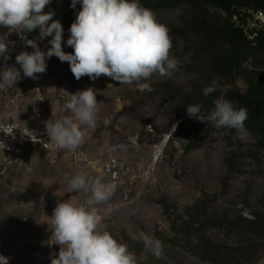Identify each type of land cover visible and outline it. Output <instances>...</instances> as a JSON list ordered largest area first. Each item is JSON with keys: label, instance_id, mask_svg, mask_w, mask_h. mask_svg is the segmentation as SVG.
I'll return each mask as SVG.
<instances>
[{"label": "rangeland", "instance_id": "1", "mask_svg": "<svg viewBox=\"0 0 264 264\" xmlns=\"http://www.w3.org/2000/svg\"><path fill=\"white\" fill-rule=\"evenodd\" d=\"M80 9L79 2L72 8L71 0H51L43 9L62 23L67 53L74 51L66 41ZM155 13L170 29L171 55L179 64L170 76L154 74L147 81L151 91L106 76L76 80L69 64L55 56L47 59L45 73L25 77L16 55L33 50L26 44L29 39H37L46 51L51 37L39 40L37 28L23 33L22 39L0 26V35L7 34L9 41L8 58L0 57V69L15 67L20 72L16 84L0 88L1 103L13 100L4 109L6 119L41 126L71 115L65 102L88 87L100 102L97 125L87 130L75 152L29 145L14 166L1 172L0 164V244L9 264H51L52 255H58L59 245L49 241L54 208L62 200L83 203L90 195L67 188L65 174L78 170L115 184L111 199L97 207L103 227L128 245L137 264H264V241L239 229L243 218L264 211V141L247 127L241 138L236 129H217L211 122L189 118L186 111V100L201 96L208 99L201 109L207 117L227 88L245 90L250 76L264 83V58L248 59L236 75L223 73L220 65L233 41L223 29V13L195 0H175ZM213 80L218 87L205 96L203 90ZM39 97L43 111L38 118L34 108ZM201 133L203 139L190 147L194 135ZM219 220L222 225L213 223ZM141 231L163 242L159 259L134 238ZM205 242L223 248L261 245L240 260L223 251L211 259L201 250Z\"/></svg>", "mask_w": 264, "mask_h": 264}, {"label": "clouds", "instance_id": "2", "mask_svg": "<svg viewBox=\"0 0 264 264\" xmlns=\"http://www.w3.org/2000/svg\"><path fill=\"white\" fill-rule=\"evenodd\" d=\"M51 0H0V26L9 32L30 33L39 28V40H48L51 46L42 50L37 39L26 40L33 50L22 51L15 61L23 75L36 79L47 70V59L55 56L67 62L76 80L87 76L95 80L110 77L120 84H136L141 91H151L147 81L154 74L165 77L178 70V60L171 55L173 47L170 29L158 21L156 13L143 6L140 0H71L81 9L68 29L67 46L72 53L63 50L64 28L59 20H53L54 12L43 9ZM51 21V23H49ZM26 35L21 36L25 38ZM7 34L0 35V57L8 58ZM20 79L15 67L0 69V88L10 87ZM215 80L203 91L204 95L216 91ZM92 87L70 94L64 109L71 115L45 122L50 140L59 149L75 152L84 142L88 129L97 125L100 102ZM214 108L207 117L201 114L202 105L186 108L189 118L211 122L219 128L236 129L240 137L247 135L245 121L248 111L221 96L213 101ZM7 113L0 115V119ZM175 127V126H174ZM0 146L5 147L0 141ZM64 179L69 191L90 193L83 203L62 200L50 216V244L59 245L58 255H52L51 264H137L135 253L126 243L115 238L103 227L104 217L97 205L109 201L115 184L105 182L103 175L91 176L78 170ZM135 239L159 259L163 242L143 231ZM0 264H8V258L0 256Z\"/></svg>", "mask_w": 264, "mask_h": 264}, {"label": "trees", "instance_id": "3", "mask_svg": "<svg viewBox=\"0 0 264 264\" xmlns=\"http://www.w3.org/2000/svg\"><path fill=\"white\" fill-rule=\"evenodd\" d=\"M175 0H140V3L152 9L154 12L162 10L173 5ZM203 5L211 6L223 13V29L233 39L228 55L220 65V70L231 76L236 75L248 59L258 60L264 58V29L260 30L254 40L249 41L245 38L239 26L233 21V17L245 19L244 11L253 9L264 12V0H195ZM23 34L20 33V36ZM263 76V75H262ZM247 87L241 90L237 87L227 88L223 97L231 100L237 106L245 107L248 111V119L245 121V127L255 131L264 141V83L257 81L256 76H250L246 79ZM188 105L208 103V99L201 96H195L186 100ZM214 108V105H213ZM203 139V135L196 134L190 144L195 147ZM214 224L222 225V221H213ZM239 229L247 232L253 239L264 241V211L255 214L252 219L243 218ZM260 242L250 243L244 248H223L218 245H209L204 243L201 246L203 253H208L211 259L218 258L220 254L235 259H243L256 251ZM223 251V253H222ZM237 259V260H238Z\"/></svg>", "mask_w": 264, "mask_h": 264}, {"label": "built area", "instance_id": "4", "mask_svg": "<svg viewBox=\"0 0 264 264\" xmlns=\"http://www.w3.org/2000/svg\"><path fill=\"white\" fill-rule=\"evenodd\" d=\"M245 19L240 20L236 16L233 21L242 31V34L249 41L254 40L258 32L264 29V12L261 10L249 9L244 11ZM42 101V97L37 98V106L34 113L41 117L42 108L38 105ZM13 100L5 104L0 102V115H4V109L9 108ZM0 141L5 147L0 146V164L3 165L1 172L14 166L20 161L24 148L29 145H38L45 150H55L57 146L50 140L46 132L45 125L37 123L30 126H23L18 122L9 121L6 118L0 119ZM0 256L8 258V255L2 250L0 244Z\"/></svg>", "mask_w": 264, "mask_h": 264}]
</instances>
